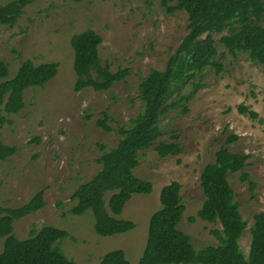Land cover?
I'll return each instance as SVG.
<instances>
[{
    "label": "rangeland",
    "instance_id": "rangeland-1",
    "mask_svg": "<svg viewBox=\"0 0 264 264\" xmlns=\"http://www.w3.org/2000/svg\"><path fill=\"white\" fill-rule=\"evenodd\" d=\"M13 0H0V6ZM185 12L168 14L157 1L145 0H33L14 26L0 24V60L12 78L25 61L35 66L55 64L57 74L41 88L24 92V108L0 125L1 140L15 146L16 153L0 162V207L16 208L42 193L45 205L13 224V235L27 239L43 226L63 230L57 243L60 251L76 264H99L114 250L123 252L129 264H137L146 244L149 220L161 210L159 195L171 182L181 185L185 212L178 231L194 252L220 245L218 222L197 218L205 197L200 188L203 168L214 161L215 152L225 146L232 153L248 155L245 168L228 175L234 202L245 224L239 249L249 253L253 216L264 213V68L246 54L232 57L219 39L227 30L214 34L222 73L213 68L201 75L202 87L187 105L168 112L160 122L157 143L178 136L181 153L161 158L152 148L138 157L133 173L152 184L147 195H135L125 205L120 220L134 228L124 234L102 237L94 231L90 211L73 214V194L100 168L98 145L114 148L121 139L117 129L130 126L142 113L138 85L150 70H164L187 34ZM264 25V19L262 21ZM93 30L102 40L99 56L112 72L127 69L129 75L107 91L90 88L75 91L73 51L70 39ZM191 93L186 85L180 94ZM179 94V95H180ZM243 105L257 113V119L239 113ZM107 115L105 131L98 122ZM236 136L226 144L228 136ZM248 175L243 180L242 175ZM249 181L256 188L250 190ZM216 233L218 235H216ZM4 240L0 239V254Z\"/></svg>",
    "mask_w": 264,
    "mask_h": 264
},
{
    "label": "trees",
    "instance_id": "trees-1",
    "mask_svg": "<svg viewBox=\"0 0 264 264\" xmlns=\"http://www.w3.org/2000/svg\"><path fill=\"white\" fill-rule=\"evenodd\" d=\"M78 1V0H77ZM157 1L168 14L185 12L188 18L187 34L182 38L175 53L169 58L164 70H150L138 85V98L143 102L142 113L126 128H118L121 139L114 148L98 145L100 156L96 163L99 170L74 192L76 205L72 212L81 216L90 211L96 234L102 237L124 234L134 228L130 221L119 217L127 202L135 195H147L152 184L139 179L133 173L138 166L139 154L154 149L161 158L175 157L181 153L178 136L173 141L157 143L161 137L160 122L171 110L181 108L188 112L187 105L202 87L201 75L213 68L215 75L222 73L223 66L213 39L214 34L227 30L220 37V44L232 57L244 53L255 64L264 68V0H145ZM33 0H13L0 6V24L14 26L24 9ZM101 38L93 30H86L70 39L73 51L75 91L90 88L107 91L113 83L129 75L127 69L110 70L99 56ZM57 74L55 64L35 66L23 61L16 74L10 78L9 69L0 60V125L11 123V115L18 114L25 106L24 92L28 88H41ZM186 85L191 93L180 94ZM180 94V95H179ZM239 113L250 119L258 118L256 112L243 105ZM98 122L105 131L107 115ZM236 136H228L226 144H232ZM15 146L5 145L0 134V162L16 153ZM249 156L232 153L221 146L214 161L207 164L200 174V188L205 197L197 218L203 222H218L223 238L220 245L209 246L194 252L189 240L178 231L185 212L180 198L181 185L171 182L163 187L159 195L161 210L148 223L145 247L137 264H264V213L253 216L250 228V248L245 259L239 249L245 224L234 192L228 182L229 174L240 173ZM248 180V175H242ZM250 190L256 188L249 181ZM45 205L42 193L27 204L16 207H0V239L4 240L0 264H76L58 248L66 233L52 226H43L31 237L19 240L13 235V224ZM216 235H218L216 233ZM99 264H129L120 250L106 253Z\"/></svg>",
    "mask_w": 264,
    "mask_h": 264
}]
</instances>
